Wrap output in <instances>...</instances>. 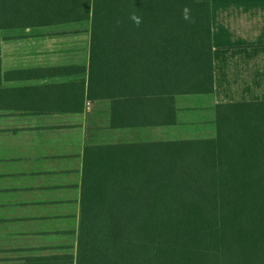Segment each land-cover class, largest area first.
Listing matches in <instances>:
<instances>
[{
  "label": "crops",
  "instance_id": "1",
  "mask_svg": "<svg viewBox=\"0 0 264 264\" xmlns=\"http://www.w3.org/2000/svg\"><path fill=\"white\" fill-rule=\"evenodd\" d=\"M206 1L209 93H155L147 80L142 87L134 31L112 50L89 47L88 34H75L79 47L70 48V34L0 29V264L78 263L82 208L114 185L105 163L111 149L113 164L115 145L184 139L169 135L194 122L204 123L190 138L212 137L218 104L264 101V0ZM168 94L172 125L163 123L166 104L158 109L150 99L137 110L126 102ZM138 114L146 125L119 124Z\"/></svg>",
  "mask_w": 264,
  "mask_h": 264
},
{
  "label": "trees",
  "instance_id": "2",
  "mask_svg": "<svg viewBox=\"0 0 264 264\" xmlns=\"http://www.w3.org/2000/svg\"><path fill=\"white\" fill-rule=\"evenodd\" d=\"M185 6L194 23L183 19ZM132 11L140 27L93 29L92 48H115L134 31L142 87L147 80L155 93L214 90L206 0H0V29L102 22ZM150 99L167 105L164 124L176 123L174 95L126 102L139 110ZM216 115L212 137L122 143L113 164L110 149L105 167L114 168V185L83 205L77 264H264V101L218 104ZM146 123L138 114L119 124Z\"/></svg>",
  "mask_w": 264,
  "mask_h": 264
},
{
  "label": "rangeland",
  "instance_id": "3",
  "mask_svg": "<svg viewBox=\"0 0 264 264\" xmlns=\"http://www.w3.org/2000/svg\"><path fill=\"white\" fill-rule=\"evenodd\" d=\"M119 22V23H118ZM78 24H69V25H56V26H44V27H40V28H29L27 29L29 33H33L37 34L38 32H41L42 34H49V33H58V34H70V38L69 41L67 40V42H65L67 47L70 48H75V47H79L78 45V39H76V37H73L75 34H83L86 35L88 34L89 36V47L92 48V30H98V31H102L105 29H108L109 27H134V24L129 20V16L127 18H118V19H114V20H107V21H100L99 19H94L92 18L89 22H82ZM36 30V31H35ZM22 31H26L25 29H16L15 32H22ZM56 31V32H55ZM204 122H194V127L192 130L191 125L193 124H185L184 125V130L178 131V133L175 134H170V137H178V136H182V138H190L194 135V130L196 129V126H200L203 125ZM190 128V129H189ZM196 131V130H195ZM198 131H196L195 135H198ZM212 135H214L213 133H211ZM194 135V136H195ZM199 136H201V138L203 137H210L211 135H209L208 133H204V134H200Z\"/></svg>",
  "mask_w": 264,
  "mask_h": 264
},
{
  "label": "clouds",
  "instance_id": "4",
  "mask_svg": "<svg viewBox=\"0 0 264 264\" xmlns=\"http://www.w3.org/2000/svg\"><path fill=\"white\" fill-rule=\"evenodd\" d=\"M182 17H183V19L187 20L189 23H194L195 22L194 18H192L191 14H190V9L187 6H185L182 9ZM129 20L136 27H140V25L143 22L142 17L136 11H132V12L129 13Z\"/></svg>",
  "mask_w": 264,
  "mask_h": 264
}]
</instances>
